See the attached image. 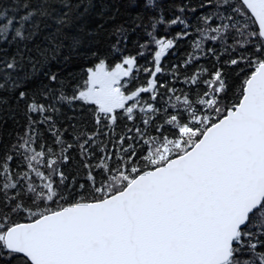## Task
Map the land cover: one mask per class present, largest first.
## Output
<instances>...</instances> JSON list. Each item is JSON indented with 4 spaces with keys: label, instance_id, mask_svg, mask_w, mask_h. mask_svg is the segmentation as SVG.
Masks as SVG:
<instances>
[{
    "label": "snow or ice",
    "instance_id": "snow-or-ice-1",
    "mask_svg": "<svg viewBox=\"0 0 264 264\" xmlns=\"http://www.w3.org/2000/svg\"><path fill=\"white\" fill-rule=\"evenodd\" d=\"M0 264H264V0H0Z\"/></svg>",
    "mask_w": 264,
    "mask_h": 264
}]
</instances>
